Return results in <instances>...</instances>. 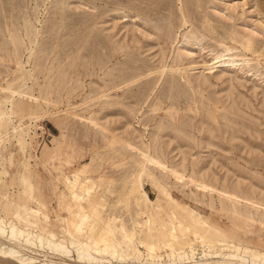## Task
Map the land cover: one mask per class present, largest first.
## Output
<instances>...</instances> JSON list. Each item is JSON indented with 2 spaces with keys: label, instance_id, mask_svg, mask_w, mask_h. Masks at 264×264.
<instances>
[{
  "label": "rangeland",
  "instance_id": "1",
  "mask_svg": "<svg viewBox=\"0 0 264 264\" xmlns=\"http://www.w3.org/2000/svg\"><path fill=\"white\" fill-rule=\"evenodd\" d=\"M4 210L122 255L264 253V0H0Z\"/></svg>",
  "mask_w": 264,
  "mask_h": 264
},
{
  "label": "bare ground",
  "instance_id": "2",
  "mask_svg": "<svg viewBox=\"0 0 264 264\" xmlns=\"http://www.w3.org/2000/svg\"><path fill=\"white\" fill-rule=\"evenodd\" d=\"M223 58L215 57L213 64H224ZM66 207L70 211L71 207ZM7 214L4 210L0 217V264H264V253L259 248L241 243L206 245L200 253L190 248L189 252H171L154 259L139 251L122 255L104 235L86 233L88 228L73 216L63 226L62 234L56 236L46 233L39 221L34 223L36 230L27 231Z\"/></svg>",
  "mask_w": 264,
  "mask_h": 264
}]
</instances>
